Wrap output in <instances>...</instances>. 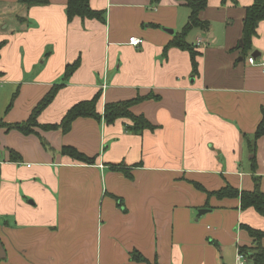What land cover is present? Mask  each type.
Here are the masks:
<instances>
[{
	"label": "crops",
	"instance_id": "1",
	"mask_svg": "<svg viewBox=\"0 0 264 264\" xmlns=\"http://www.w3.org/2000/svg\"><path fill=\"white\" fill-rule=\"evenodd\" d=\"M23 2L0 0V264H144L133 250L157 264H239V248L256 246L241 225L264 231V218L207 192L252 191L254 174L264 192V20L240 50L253 0H208L199 14L208 29L185 37L196 72L188 50L168 46L188 20L184 0H90L102 21L71 22L67 0ZM56 84L32 132L5 126L25 121ZM96 93L101 115L106 103L149 96L130 110L155 128L131 133L127 119L92 117L66 132L43 127ZM66 145L94 163L62 155Z\"/></svg>",
	"mask_w": 264,
	"mask_h": 264
},
{
	"label": "trees",
	"instance_id": "2",
	"mask_svg": "<svg viewBox=\"0 0 264 264\" xmlns=\"http://www.w3.org/2000/svg\"><path fill=\"white\" fill-rule=\"evenodd\" d=\"M24 2H34L42 3L44 0H21ZM151 5H157L160 0H149ZM230 1L232 4H236V0H221L222 4H226ZM90 0H67L66 2V18L68 22H71L75 17L82 20L84 19H98L102 21L103 11L94 10L90 6ZM185 5L189 8L190 13L188 20L182 29L177 32L173 39L168 43V46H175L181 49L188 50L190 52L191 64L193 72L197 71V52L193 47L186 42V35L192 28L208 29V22L202 21L199 17L200 11H202L208 4V0H184ZM264 20V0H253L252 4L247 6L245 9V14L242 24V46L240 50L243 55L251 47L252 38L256 34V28L260 21ZM79 59H76L73 63L67 64L64 69L63 81L73 73V71L78 67ZM61 84L54 85L44 97L37 103V105L32 109L29 117L20 123H14L5 125L8 129H17L26 134L33 131V127L38 125L37 117L40 112L52 101L56 91L60 88ZM100 98V93H96L91 99L80 101L73 106H71L61 121L54 125H44V128H61L63 132L70 129L72 121L78 117H92L95 119H101L105 123L110 124L118 119H127L130 124H126V129L131 133H140L144 129L153 130L155 128L143 115H134L130 107L144 99L149 98V96H137L132 99L109 102L104 105L102 115L98 113L96 109V104ZM263 133V120L259 124L254 136L257 138ZM42 144L46 146V142L41 138ZM253 151V150H252ZM12 152V151H11ZM60 153L67 156L75 161L92 164L95 161V157H89L84 153L78 151L72 146H62ZM116 168V166H112ZM120 168L121 167H117ZM254 189L252 191H240L231 185H225L224 187L213 191L207 192L208 194H214L217 198L224 197H238L240 201V209L245 210L248 208H253L260 216L264 218V192L259 188V177L255 174L253 175ZM198 188L200 186L196 185ZM203 190V188L201 187ZM247 233L254 239L256 246L253 248L240 247L239 251L241 254L246 255L251 259L252 264H264V247L261 246L260 240L264 237V231L259 229H254L248 225L242 224ZM131 258L135 261L142 262L144 264H157L150 263L145 257H143L138 251L133 250L130 254Z\"/></svg>",
	"mask_w": 264,
	"mask_h": 264
},
{
	"label": "built area",
	"instance_id": "3",
	"mask_svg": "<svg viewBox=\"0 0 264 264\" xmlns=\"http://www.w3.org/2000/svg\"><path fill=\"white\" fill-rule=\"evenodd\" d=\"M108 1H114V0H108ZM199 42L200 41L197 40L196 45H199ZM128 43L131 44L132 46L137 47V46H139V45H141L143 43V39L140 38V37H137V36H130L129 39H128ZM247 60L251 64L255 63V57H253V56H249L247 58ZM260 66H261V72L264 75V64H260ZM237 260H238L239 264L243 263L244 256L240 252H238V254H237Z\"/></svg>",
	"mask_w": 264,
	"mask_h": 264
},
{
	"label": "water",
	"instance_id": "4",
	"mask_svg": "<svg viewBox=\"0 0 264 264\" xmlns=\"http://www.w3.org/2000/svg\"><path fill=\"white\" fill-rule=\"evenodd\" d=\"M204 211H205V209H202V212H204ZM4 257H5V252H4V249L2 247V244L0 243V259H2Z\"/></svg>",
	"mask_w": 264,
	"mask_h": 264
},
{
	"label": "rangeland",
	"instance_id": "5",
	"mask_svg": "<svg viewBox=\"0 0 264 264\" xmlns=\"http://www.w3.org/2000/svg\"><path fill=\"white\" fill-rule=\"evenodd\" d=\"M23 3H25V2H23ZM23 5V10H26L28 7H29V4H22ZM15 21V23H17V20H14Z\"/></svg>",
	"mask_w": 264,
	"mask_h": 264
}]
</instances>
